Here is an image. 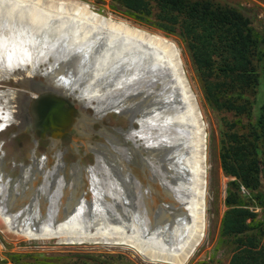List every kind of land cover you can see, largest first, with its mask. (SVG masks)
Instances as JSON below:
<instances>
[{
    "label": "bare ground",
    "instance_id": "1",
    "mask_svg": "<svg viewBox=\"0 0 264 264\" xmlns=\"http://www.w3.org/2000/svg\"><path fill=\"white\" fill-rule=\"evenodd\" d=\"M0 40L11 55H25L35 67L41 66L42 57L50 63L58 58L60 64L62 56L70 59L67 67L45 72L32 67L18 71L17 64L26 63L21 57L0 60V81L17 85L0 89V130L24 125L18 84L40 77L49 89L76 101L79 139L95 156L91 166L81 160L69 165L55 137L47 153L58 156L54 171L34 155L37 170L24 165L27 174L21 183L0 168V221L5 230L23 238L120 249L149 264H186L206 236L208 125L177 43L126 19L105 16L83 0H0ZM117 65L124 70L115 77L108 69ZM11 69V76L4 75ZM128 70L138 80L133 92L119 80ZM113 110L130 127L95 131L93 123ZM146 124L151 128L149 142L135 132L145 131ZM95 133L99 138L93 140ZM29 172L33 181L52 177L47 190L35 192L37 199L42 193L45 199L30 202L34 191L22 187L30 181ZM97 199L105 206H95ZM161 216L172 217L169 227L158 223ZM166 229L168 234H155Z\"/></svg>",
    "mask_w": 264,
    "mask_h": 264
},
{
    "label": "trees",
    "instance_id": "2",
    "mask_svg": "<svg viewBox=\"0 0 264 264\" xmlns=\"http://www.w3.org/2000/svg\"><path fill=\"white\" fill-rule=\"evenodd\" d=\"M116 1L134 20L181 39L204 100L228 116L220 131V166L229 181L219 239L231 247L228 264H264V26L253 9L224 0ZM21 255L5 254L14 263L30 264L18 261ZM23 256L30 262L126 261L106 254Z\"/></svg>",
    "mask_w": 264,
    "mask_h": 264
},
{
    "label": "rangeland",
    "instance_id": "3",
    "mask_svg": "<svg viewBox=\"0 0 264 264\" xmlns=\"http://www.w3.org/2000/svg\"><path fill=\"white\" fill-rule=\"evenodd\" d=\"M91 4V6L99 13L109 16L113 15L115 17H119L121 19H126L128 21L133 22L134 24L147 29L151 30L153 32H159L162 33L165 37L172 39L174 42L177 43L181 50V55L185 64V69L187 76L190 80V83L198 96V101L200 103V106L202 108V112L204 114L205 122L208 125V164H209V170H208V180H209V201H208V207H207V227H206V236L204 238V241L202 244L196 249L192 257L189 259V261L186 264H228L229 258H230V250L231 247L229 244L220 242L219 239V230H220V223L223 216V213L226 210V207L224 205V199H225V190L227 182L229 181V178L224 175L222 172L221 166H220V131L222 130V123L223 119H229L226 115H221L215 112L208 103L204 100L202 91H201V84L199 82V79L197 77V74L194 70V67L192 65L189 53L187 52L185 45L182 43L181 39L178 36L175 35H168L164 33L163 31L157 29L156 27L146 24V23H140L130 16L127 15V13L120 7V5L117 3L116 0H83ZM223 1V0H221ZM227 2L239 4L248 8L253 9V11L256 13L258 18L260 19L262 25L264 26V0H224ZM1 41V40H0ZM7 46L5 45V42H0V60H5L10 57H21L23 61L26 62V60L29 58L25 55H11L13 53L6 51ZM264 51V50H263ZM17 55V56H16ZM95 57H98L95 56ZM45 61L43 60V65L39 67H35L34 64L31 65L30 62H20L17 65L19 66L18 71L21 70H27L31 67L37 71L45 72L46 70L54 71L59 70V68L67 67L68 62H70V59H67V57L62 56L60 59V64L58 62V58L51 59L50 61H47L48 57ZM58 62V63H57ZM119 63V61H118ZM24 64H27L24 66ZM29 64V65H28ZM12 65V64H11ZM74 65V64H73ZM7 64L5 65L6 68ZM78 67V66H77ZM115 69L110 68L108 71H112L110 74H113L118 76L119 72L121 70H124L120 66H116ZM79 68V67H78ZM93 68H96L93 66ZM40 69V70H39ZM14 71L13 69L7 70L4 75L11 76V72ZM17 72V71H16ZM126 72V71H125ZM115 73V74H114ZM127 76H119V80L123 82V88L126 90L132 91V89L136 90V84L138 80L135 79L136 75L133 71L127 72ZM71 74V73H70ZM112 75V76H113ZM66 76V75H65ZM132 76V77H131ZM70 76H68L69 78ZM122 78V79H121ZM35 81H44L40 77H34ZM128 80V81H126ZM128 82V85H127ZM126 83V84H125ZM133 83V84H132ZM0 89H5L7 87H17L16 84H14L12 81L3 80L0 81ZM133 85V86H132ZM126 86V87H125ZM129 86V87H128ZM134 91V90H133ZM132 91V92H133ZM76 103V101H75ZM75 109H78L77 105L75 104ZM92 109H88V113L92 114ZM81 113L78 111L76 112V117H80ZM103 126H110L115 128H122L124 130L128 129L130 127V122L128 119L124 116H120L117 111H108L106 112V115L102 117L101 120H98L93 123L92 127L95 131H99L103 128ZM135 127H138V124L134 125ZM146 126L145 131L134 129L136 134H138L143 139H146L147 142L148 138H151V128L149 124L144 125ZM143 128V127H142ZM147 131V132H146ZM146 132V134H144ZM16 133L15 124L8 125L0 130V168L2 171H5V173L9 174L11 178H17L18 177V183H21L22 176H25L27 173V170L25 169L24 165H28L32 161V151L34 147V143L30 140V138L27 135H13ZM77 139L74 141V143L71 142L70 136L65 137L61 140V142L57 145L58 150L62 151V158L63 161L66 163H76L79 160L85 165V166H91L95 163V156L91 151H89L84 144H82V141L79 139V135L76 134ZM99 135L97 133L92 134L91 139L95 140L98 139ZM75 145V148L71 150H65L66 147H71ZM50 145L47 141H41L38 144L35 158H39L41 154L44 152L47 153L46 149H49ZM65 150V151H64ZM47 157L49 155H45L44 159H42L44 164H47L49 167L52 165L51 162L47 161ZM264 157V156H263ZM41 160V161H42ZM2 162V163H1ZM7 164V166H5ZM21 164V169L18 167ZM3 165L6 167H3ZM16 167H13V166ZM30 173V174H29ZM29 178L30 181L27 183H24L22 187H24L25 191L28 193L31 191V189L35 186H42L41 189L47 190V187L49 186V179L46 178L45 180L38 179L34 180V176L31 172H29ZM52 175V174H51ZM26 177V176H25ZM54 178V177H53ZM73 178V177H72ZM70 181V180H68ZM72 183L75 184V180L71 179ZM35 183V184H34ZM61 187L64 185V182H61ZM39 184V185H38ZM48 185V186H47ZM71 186V185H70ZM18 189V187H17ZM40 189V190H41ZM20 191V190H19ZM64 191V190H63ZM63 191L59 192L60 194L63 193ZM38 195V191H37ZM40 195V194H39ZM64 197V196H63ZM62 197V198H63ZM39 198V196H38ZM42 198L45 199L42 193ZM41 197L38 199L39 201L42 199ZM26 199V197H25ZM103 199V198H100ZM61 200V199H60ZM88 200V199H87ZM86 201V200H85ZM96 202H93V204L97 207H100V205L105 206V202L101 200H95ZM27 202V201H26ZM103 203V204H102ZM27 209H31L30 203H27ZM60 204V202H59ZM62 206V201L61 204ZM59 206V205H58ZM22 205L18 204V208L21 210ZM35 209V204H34ZM30 210H28L26 213H29ZM22 215V214H21ZM32 215V214H31ZM20 218L23 219L22 216ZM26 220L30 219V215L25 214ZM161 219L158 221L160 225L163 227H169L171 224V218L167 216H161ZM131 219V218H130ZM25 220V219H23ZM133 220V219H131ZM98 224V223H97ZM159 233L168 234L169 231L164 230L163 232L160 230L156 231V235ZM154 234V235H155ZM40 240L35 238H23L22 236H18L14 233L7 232L5 230L4 224L0 221V244L2 245V249L0 250V253L2 255L6 253H15L16 254H22L20 257H16L18 261L22 263H30V264H92L91 262H74L70 260H66L64 262L57 261L54 258L51 260L44 261L42 258H38L36 261L30 262L28 261V258L23 256L24 254L30 253L32 251L36 253H43L44 255H47L49 257H59L61 254L65 253H83V254H91L94 256L100 255V254H106V255H121L126 260L125 262H115L114 264H149L138 257L133 256L128 251L120 250V249H104V248H98V246L93 245L91 243L86 244H63L60 243L57 239H51V240ZM80 247V250L76 249H69L60 251L58 250V247ZM93 247V248H92ZM161 264V263H160Z\"/></svg>",
    "mask_w": 264,
    "mask_h": 264
},
{
    "label": "water",
    "instance_id": "4",
    "mask_svg": "<svg viewBox=\"0 0 264 264\" xmlns=\"http://www.w3.org/2000/svg\"><path fill=\"white\" fill-rule=\"evenodd\" d=\"M18 86L22 88L24 96L21 101V118L24 125L21 128L18 127V130L13 135H16L22 128L28 133L36 129L46 130L47 128H52L57 131L58 135L61 134V131L69 133L72 130H76L75 123L78 117L75 116V113L79 110L73 107L69 97L49 89L42 81L33 79H27L23 84L19 83ZM31 93L35 94V99H33L34 97L31 96ZM65 104L69 105L68 110L63 108ZM69 249L80 250L81 248L58 247L60 251Z\"/></svg>",
    "mask_w": 264,
    "mask_h": 264
},
{
    "label": "flooded vegetation",
    "instance_id": "5",
    "mask_svg": "<svg viewBox=\"0 0 264 264\" xmlns=\"http://www.w3.org/2000/svg\"><path fill=\"white\" fill-rule=\"evenodd\" d=\"M26 94V96H28L27 95V93H25ZM31 98V97H30ZM33 99H35V97L33 98ZM69 101L72 103V105H73V107L75 106V100H73V99H71V98H69ZM63 108L65 109V110H68L69 109V105L68 104H65L64 106H63ZM75 108V107H74ZM75 116H76V113H75ZM15 128H16V131L18 130V126H16L15 125ZM75 132H77L76 130H72L71 132H69V133H65V132H63V131H61V134L60 135H58L57 134V131L56 130H54V129H52V128H47L46 130H38V129H36V130H34L33 132H31V133H28V132H25L24 130H23V128L21 129V130H19V132L15 135V136H17V135H27L29 138H30V140L34 143V141H36V143H34V145L36 146V147H34V149H33V151H32V161H31V163L30 164H28V165H25V166H27V167H29V166H32V169L33 170H37V167H36V165L34 164V160H33V158H34V156H35V153H36V150H37V147H38V144L41 142V141H47L48 143H49V145H51V143H52V140H53V138H55L56 137V139H58L59 140V142H57V144H56V148H57V145L61 142V140L62 139H64L65 137H68V136H70V139H71V142L72 143H74V141L77 139V137H76V135H74L75 134ZM76 134H78V133H76ZM57 150H58V148H57ZM46 151H47V153H48V151H49V149L47 148L46 149ZM59 152H62V151H60V150H58ZM65 151V150H64ZM34 152V153H33ZM47 153L45 154V152L43 153V154H41L40 155V157L39 158H37L39 161H41L42 160V158H43V156H45V155H47ZM56 152H52V153H50V155H49V160L50 161H48V162H51L52 163V165L49 167L48 166V169H49V171L50 172H52V171H54V166L56 165V159H58V156H57V154H55ZM45 154V155H44ZM34 155V156H33ZM63 159V158H62ZM56 161V162H55ZM69 165L70 164H73V165H75V163H68ZM34 165V166H33ZM6 166H7V164H6ZM13 167H16L15 165L13 166ZM18 167H20V169H21V164L18 166ZM52 170V171H51ZM49 180H50V178H51V180H52V177H50V176H48L47 177ZM36 189V190H35ZM40 189H41V187H37V186H35V187H33L31 190H33L32 192V195H31V197H30V202H34V201H36V200H38L37 199V195L35 194V192H37V191H40ZM39 193V192H38ZM32 197H34V198H32ZM48 198H51V197H48ZM35 199V200H34ZM33 200V201H32ZM36 203V202H35Z\"/></svg>",
    "mask_w": 264,
    "mask_h": 264
},
{
    "label": "built area",
    "instance_id": "6",
    "mask_svg": "<svg viewBox=\"0 0 264 264\" xmlns=\"http://www.w3.org/2000/svg\"><path fill=\"white\" fill-rule=\"evenodd\" d=\"M2 249V245L0 244V250ZM0 264H19V263H14L10 261L8 258H6L5 254L2 255L0 253Z\"/></svg>",
    "mask_w": 264,
    "mask_h": 264
}]
</instances>
